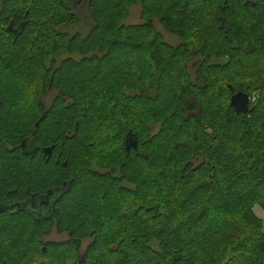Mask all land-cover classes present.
<instances>
[{
    "label": "trees",
    "instance_id": "1",
    "mask_svg": "<svg viewBox=\"0 0 264 264\" xmlns=\"http://www.w3.org/2000/svg\"><path fill=\"white\" fill-rule=\"evenodd\" d=\"M75 1L0 0V264H264V0Z\"/></svg>",
    "mask_w": 264,
    "mask_h": 264
},
{
    "label": "rangeland",
    "instance_id": "2",
    "mask_svg": "<svg viewBox=\"0 0 264 264\" xmlns=\"http://www.w3.org/2000/svg\"><path fill=\"white\" fill-rule=\"evenodd\" d=\"M72 9H73V12L76 13V15H77L78 25L74 29H71V30H67V29H62V30L67 32L68 34H71L74 32L79 33L81 35L85 34L87 32V30L89 29V27L91 26V21L88 17V13H87V4L83 0L75 1ZM138 16H139V4L136 3L135 5H132L131 7L128 8V16H127L126 20L123 22V24L124 25L138 24L139 23ZM152 22H153V27H154L155 31H157L161 35V38L164 42H166L167 44L172 45V46L177 44V39L175 37L167 35L166 33H164L160 29V27L156 23L157 22L156 19L152 20ZM189 72L191 73L192 70L190 69ZM50 98H51V95L49 94L42 99V102L44 104H47L49 102ZM252 211L256 217L261 219L262 230H264V214L262 213V211L260 210V208L258 206H254L252 208ZM65 239H66L65 234H56L54 232V230L51 229L43 237L42 240L43 241L58 242V241H63ZM88 241H89L88 239H84L80 242V251H82L84 249V247L87 245Z\"/></svg>",
    "mask_w": 264,
    "mask_h": 264
},
{
    "label": "flooded vegetation",
    "instance_id": "3",
    "mask_svg": "<svg viewBox=\"0 0 264 264\" xmlns=\"http://www.w3.org/2000/svg\"><path fill=\"white\" fill-rule=\"evenodd\" d=\"M8 26H10L9 28L12 30V32H9L11 34V36L13 37V33H14L16 35V37H17L18 33H20V31H21L19 29V26L18 25L13 26L11 23L8 24L6 26V28ZM6 28H5V30H6ZM40 102H41L40 103L41 110L43 112L46 111V109L48 108L50 102H48L47 104H44L42 102V99L40 100ZM40 117H42V116H40ZM21 148L25 150L24 151L25 152L24 154H26V155H28L30 157H33L35 155H39L40 158L44 162L46 160L48 161L50 159V157H51V154L48 157L47 155H44L43 152H42V149H45V148H48V147H35L33 145L32 146H30V145H24V146L21 145ZM63 164H62V166H63ZM60 193H61L60 191L53 192L51 194V199H49V200H47L48 197H46V195H44V196H38V195L37 196L36 195L35 196H30V197H28L26 199L25 202H23L21 204H17L16 203L15 206H17L18 208H21V207L27 208L29 211H31L32 214L37 215V216L38 215H41V214L43 215V214H45L48 211L43 210L42 209V206H46L50 210L51 207L54 204L55 199L60 195ZM0 206H5L6 208L7 207H10V206H6V205H0ZM34 209H36V210H34ZM9 210H13V209L11 208Z\"/></svg>",
    "mask_w": 264,
    "mask_h": 264
},
{
    "label": "water",
    "instance_id": "4",
    "mask_svg": "<svg viewBox=\"0 0 264 264\" xmlns=\"http://www.w3.org/2000/svg\"><path fill=\"white\" fill-rule=\"evenodd\" d=\"M9 27L10 26H8L6 28V31L12 32V30ZM19 29L20 30L22 29V25H19ZM15 38H16V35L13 33V39H15ZM228 88H229V90H231L230 87H228ZM249 102L250 101H249L248 95L243 93V92H239V91L231 93L229 96V99H228V105L234 111L235 115H239V114L245 115V114L251 112L252 108L248 107ZM41 118L42 117H40V119ZM36 125H37V123L35 124V126ZM136 146H137V144H136V140L134 138V135H132L130 137L128 136L125 140V153L127 154L130 149L135 150ZM51 149H52V147L50 146L48 148L42 149V152L44 155H47L49 157ZM63 166H65V163L63 164ZM4 208H6V207H4ZM4 208L0 207V212L4 211L5 210Z\"/></svg>",
    "mask_w": 264,
    "mask_h": 264
}]
</instances>
